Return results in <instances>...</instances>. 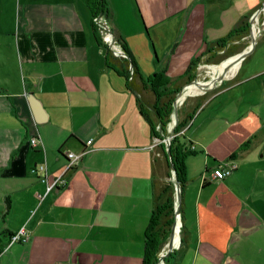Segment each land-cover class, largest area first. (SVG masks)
<instances>
[{
	"label": "crops",
	"instance_id": "1",
	"mask_svg": "<svg viewBox=\"0 0 264 264\" xmlns=\"http://www.w3.org/2000/svg\"><path fill=\"white\" fill-rule=\"evenodd\" d=\"M107 2L109 25L138 71L171 78L216 53L208 46L264 5ZM10 18L9 41L0 43V264H143L154 136L125 78L106 65L85 0H19ZM234 63L231 77L191 96L180 113L196 152L185 161L181 242L161 264H264V33ZM68 151L83 154L65 183L47 190L33 167L46 164L51 181ZM230 161L231 173L211 176ZM20 230L28 238L7 246Z\"/></svg>",
	"mask_w": 264,
	"mask_h": 264
},
{
	"label": "trees",
	"instance_id": "2",
	"mask_svg": "<svg viewBox=\"0 0 264 264\" xmlns=\"http://www.w3.org/2000/svg\"><path fill=\"white\" fill-rule=\"evenodd\" d=\"M85 2L91 13V26L94 37L98 43L103 44L106 48V65L125 78V86L136 95L140 113L148 122L151 134L154 137L163 138L166 135V127L172 122L170 114H172V103L175 94L184 83L195 77L193 69L197 62L200 61V57H196L190 61L182 76L171 78L165 73V70H162L155 71L145 77L138 71L135 59L123 38L119 35H114L126 52V57H119L113 54L103 42V32H105V29L112 30L108 22L110 9L107 0H85ZM94 17H98L101 22H104L105 28L99 27ZM247 18V16L242 17L238 24L225 37L211 43L207 50L211 51L215 49L219 51L225 49L228 43V45L232 44L234 40L236 41L238 37L246 33L249 27ZM130 65L134 67V73L131 78L129 75ZM145 94H152L154 100L148 102L144 97ZM185 122L186 120L181 118L179 114L178 123L174 128V136L170 142L171 162L174 165L177 179L180 181L182 187L187 181L186 158L196 152L192 148V142L185 140L182 133H178L185 125ZM161 146L167 166L171 169L164 142H161ZM170 187L172 188V183H163L156 176L154 177V206L145 229L143 264H156L159 251L168 241L171 225L174 220V197L172 190L170 191ZM181 232H183V229Z\"/></svg>",
	"mask_w": 264,
	"mask_h": 264
},
{
	"label": "rangeland",
	"instance_id": "3",
	"mask_svg": "<svg viewBox=\"0 0 264 264\" xmlns=\"http://www.w3.org/2000/svg\"><path fill=\"white\" fill-rule=\"evenodd\" d=\"M0 1H1V3H3L2 8L4 9V11H3V13H4L3 15L4 16L0 17V43H3L5 41H9V38H8V36H4L2 34V30L3 29H7L8 31L10 30V24H11V20H12L10 18V15L14 11V8L16 7V5L19 3V0H0ZM20 1L23 3V0H20ZM31 1H33V2H35L37 4H43V3H50L51 1H55V0H31ZM120 12L122 13V10H120ZM251 16H252V14H251ZM251 16L247 18V20L249 22V27H248V30L246 31V33H244L243 35L238 37L236 39V41L234 40V43H232L230 45L227 44L225 46L224 50L217 51L212 56H210L208 58H205V59H202V60L197 62V64L195 65L196 67L194 66V69H193L194 73H195V77L193 79H196L198 77H203L202 74H204L205 77H204L202 85H198L195 88H191L192 90L195 89V90L198 91L201 88L204 89L205 88L204 86H206V85L209 86L210 79L218 78L216 76H212L211 73L210 74H206L207 75L206 76L205 72L203 70H201L200 66H203V65L216 66L215 64H219V65L224 66L229 61L230 58H232L234 55H236L240 51L244 50V48L248 47L250 45V43L252 44V40H251V37L249 35V31H250V26L251 25H254L255 29H258V27L260 28V29H258L259 33H258L256 39H258L260 37V35H262V33H264V8L262 10H260L258 15L256 16L257 19H255L253 21V24L251 23V20H250ZM257 20H258V23H256ZM102 23L104 24V22H102ZM251 28H252V26H251ZM105 31H106V29H105ZM105 33L106 32H103V38H104V34ZM112 33H113V31H112ZM113 35H114V33H113ZM199 62L201 63V65H198ZM234 64H236V63H234ZM234 64H232V65H234ZM220 73H222L221 70L216 72V73L213 72L212 74H220ZM226 77H231V76H226ZM225 79H227V78H225ZM196 81L197 80H195V82ZM221 84L215 85L214 87L210 88L207 91H211L213 89H216ZM186 88H188V85L185 86L184 90ZM198 95H200V94H198ZM144 97H145V99H147L148 102H152L154 100V96L152 94L151 95L145 94ZM190 97L191 96H187L185 98V100L183 101V103L177 108L178 109V114L182 113V110L186 106V103H187V101H188V99ZM153 115H154V113H153ZM170 115H172V114H170ZM171 118H172V122L166 127V131H165L166 135H168L170 133L169 129L173 125V116H171ZM155 119H156V117H155ZM161 142L162 141L157 139L156 143L154 145V153L153 154H154L155 176L157 177V179H159L163 183H168V182L170 184L172 183V188L170 187V191L172 190L173 197L175 199L176 188H175V184H174V178L172 176L171 169H169V167L167 166L166 158H165L164 153H163V148L161 146ZM173 213H174V218H175V215H176L175 207H173ZM181 231H182V228L180 230V236H182V232ZM262 262H264V261L262 260Z\"/></svg>",
	"mask_w": 264,
	"mask_h": 264
},
{
	"label": "built area",
	"instance_id": "4",
	"mask_svg": "<svg viewBox=\"0 0 264 264\" xmlns=\"http://www.w3.org/2000/svg\"><path fill=\"white\" fill-rule=\"evenodd\" d=\"M264 8V7H263ZM260 11L256 10L252 13L251 16V23H253V21L255 19H257V15ZM94 20L96 21V23L99 25V27L101 28H105V25L99 20L98 17H94ZM258 23V20L257 22ZM258 29H260L258 27ZM106 33L104 34V38H103V42L104 44L110 49V51L119 56V57H126V52L124 51V49L122 48L121 44L116 40L115 36L113 35L112 31L110 29H106L105 31ZM224 49H221L219 51H222ZM202 60V59H201ZM198 65H201V63L199 62ZM134 73V67L132 65L129 66V75L130 78L132 77ZM221 84V83H220ZM182 129L178 131V133H182ZM166 136H164V138H158V137H154V142L152 144V147L155 145L156 140L159 139L160 141L164 142V144H166ZM174 136V134H173ZM40 142V138L38 136H33L30 138V143L32 145H37ZM194 145H192L193 148ZM83 154L82 152L76 153L73 151H68L66 153L67 155V162L64 168V171L58 175H56L51 181L48 180V175H47V167L46 164L44 163H40L36 166L33 167L34 171H38L40 172V177L42 178V180L47 182V190H51L61 184L65 183V178L63 177V174L65 171L73 168L80 160L81 156ZM236 167V163L233 161H230L225 167H217L214 168L210 171L211 176L215 177V178H223L226 175H228L229 173H231V171ZM179 215H181L179 213ZM28 238V234L25 233L23 230L17 231L15 233H11L8 237V242H7V246H10L11 244L18 242V241H25ZM165 253V249H161L158 253V258L163 255ZM160 261H164V260H159L158 264L160 263Z\"/></svg>",
	"mask_w": 264,
	"mask_h": 264
},
{
	"label": "water",
	"instance_id": "5",
	"mask_svg": "<svg viewBox=\"0 0 264 264\" xmlns=\"http://www.w3.org/2000/svg\"><path fill=\"white\" fill-rule=\"evenodd\" d=\"M264 7V5L260 8V9H257V10H262ZM253 24V23H252ZM252 26V25H251ZM251 26H250V31H249V35L251 37V40H252V44L251 46L248 48V49H244L242 51H240L237 56H236V60L237 61H242L243 58H245L250 52L251 50L253 49L255 43H256V39L254 37V35L252 34L251 32ZM230 67V66H229ZM228 69V67L226 68V70ZM225 70V71H226ZM196 79H192L190 81H188L187 83H185L177 92H176V95H175V98L173 100V103H172V106H173V110L175 115H174V119H173V122L174 124L172 125V127L169 129V134L166 136V144H165V151L168 155V159H169V164H170V168H171V172H172V176L174 178V184H175V188H176V193H175V199H174V207H175V210H176V215H175V218L172 222V225H171V229H170V233H169V237H168V242L166 244H164L163 246V249H165V253L163 255H161L156 264H158L159 260H165L164 258L166 256H169V254L171 253V251L175 248L174 247V244H173V240H174V230H175V226L177 224V220H176V216L178 215V217H180V224H179V227L178 229L181 230L182 228V225H183V222H182V219H181V215H179V213L181 214L182 212V209H181V206H182V185L180 183V181L177 179V175H176V171H175V168H174V165L173 163L171 162V158H170V142H171V139L173 137V134H174V128L176 126V124L178 123V120H179V114H178V109L176 107V101H177V97L181 95V93L183 92L185 86H187L188 84H190L191 82H195ZM211 80V79H210ZM217 80L219 81V83H216V85L222 83L224 80H225V76L224 74H221L218 76ZM204 92H206L207 90H209L210 88H212V86H204ZM203 92V93H204ZM31 97L30 98V101L33 105H35L34 103L37 102V100L33 97V95L31 94L30 95ZM172 115H170L171 117ZM168 125V123H167ZM164 138V137H163ZM181 242V238L179 240Z\"/></svg>",
	"mask_w": 264,
	"mask_h": 264
},
{
	"label": "bare ground",
	"instance_id": "6",
	"mask_svg": "<svg viewBox=\"0 0 264 264\" xmlns=\"http://www.w3.org/2000/svg\"><path fill=\"white\" fill-rule=\"evenodd\" d=\"M251 32H252V34L254 35V37L256 39V37H257V35L259 33V30L258 29H255L254 25H252ZM250 46H251V43H250V45L248 47H246L244 49H248ZM237 54L234 55L232 58H230L229 61L224 66H210V65L208 66V65H203V66H200V68H201V70H203L205 72V75L206 74H210L213 70H219L220 71V69H221L222 73H220V74H211V75L218 77L219 75L224 74V76H225L226 73L229 70L233 69L236 66V64L232 65L231 63L236 60ZM227 67H228V69L226 70ZM202 76L203 77L196 78V80H197L196 82L193 81L190 84H188V88H186L185 90H183V92L181 93V95L177 97V101H176V107L177 108L183 103V101L185 100V98L187 96L198 95V94H201V93L204 92V89H202V88L200 90H198V91L195 90V89H193V90L191 89V88H195L198 85H201V83H203V80H204V77L205 76H204V74H202ZM216 81H218L217 78L216 79H211L209 81V86L211 84L215 83ZM174 115H175V113H174V111H172L173 119H174ZM173 124H174V122H173ZM176 217H177L176 218L177 224H176L175 230H174V240H173L174 247H177L179 245V243H180V241H179L180 240V230L178 229L180 217H178V215ZM161 263H162V261H160L159 264H161Z\"/></svg>",
	"mask_w": 264,
	"mask_h": 264
}]
</instances>
